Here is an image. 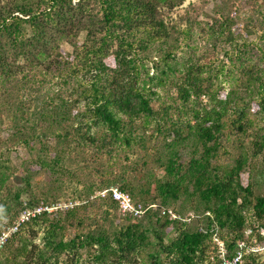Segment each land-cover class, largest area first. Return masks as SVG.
Returning a JSON list of instances; mask_svg holds the SVG:
<instances>
[{"label": "trees", "instance_id": "1", "mask_svg": "<svg viewBox=\"0 0 264 264\" xmlns=\"http://www.w3.org/2000/svg\"><path fill=\"white\" fill-rule=\"evenodd\" d=\"M182 3L0 0V105L8 96L12 119L37 115L54 133L66 125L64 143L76 140L82 150L89 148L96 164L141 154L129 167L133 177L127 171L112 177L110 171L108 180L86 190L88 199L75 210L25 224L0 250V264H221L215 236L230 255L250 228L264 242L255 229H264V196L256 195L252 178L264 174V129H257L254 119L260 115L264 121V3L258 1L244 19L247 32L258 28L261 34L241 44L237 19L228 14L211 22L185 17L183 29L170 24L162 9ZM194 30L212 48L224 39L233 49L222 52L224 59L208 58L196 45ZM174 33L183 45L179 37L172 44ZM64 43L73 48L71 54L63 52ZM180 46L189 51L180 55ZM111 55L115 66L106 61ZM149 61L154 74L144 76L142 65ZM51 83L57 88L46 92ZM229 137L238 142L236 156L223 146ZM38 138L47 158L42 164L50 167V160L55 171L66 148L56 146L55 157L48 158L49 143L42 138L49 136ZM151 163L163 174L156 175ZM245 173L247 185L241 179ZM113 184L146 208L180 206L173 213L194 217L189 223L170 220L156 209L142 219L116 222L112 199H91ZM22 194L15 195L18 206L8 226L39 204L37 194L45 197L29 192V200L21 202ZM187 208L193 212L185 215ZM256 257L247 258L256 262Z\"/></svg>", "mask_w": 264, "mask_h": 264}, {"label": "rangeland", "instance_id": "2", "mask_svg": "<svg viewBox=\"0 0 264 264\" xmlns=\"http://www.w3.org/2000/svg\"><path fill=\"white\" fill-rule=\"evenodd\" d=\"M258 1L259 3H264V0H183V3L180 7H176L172 11L162 9V12H164L166 20H168L170 24L173 26H180L182 29L185 28V17L198 19V21L202 20L205 22H211L212 18H217L221 14H228L230 17H235L237 19L238 25L234 31L236 35H238L239 44L242 43V40L251 43L256 40V37L261 34V31H259L260 29L256 28V32H254L253 26H251L250 30L253 31L247 32L245 28L246 21H244V19L252 16L251 12L255 7L254 5ZM262 8L264 9V4H262ZM182 19L184 22H181ZM84 36L85 33L79 38L78 41L80 44H83V41H85ZM177 37L180 38L179 43L183 45L184 41H182V37L178 33H174V37L171 40L172 44L175 40H177ZM193 37L195 38L196 45H198L199 49H201L200 47L205 48L208 58L224 59L222 52L224 50L230 51L234 46V44L225 43L224 39H222L219 42L221 44L218 43L216 47L212 48L211 45L200 40L202 37L200 32L197 30L193 31ZM180 47V55H183L185 52L189 51L186 50V46ZM62 48L65 55H69L73 51V48L68 45V43L62 44ZM151 57H153L155 60L159 58V56L156 55H151ZM106 61L110 66H115V60L112 55L109 56ZM152 65L153 63L150 61L142 65L144 67V76L147 73L150 75L154 74ZM56 88V83H51L46 88V92H53V90ZM158 90V92L161 94V97L165 98L166 94L162 91V89ZM171 94L174 95L175 92L172 90ZM7 98L8 96L3 98L5 100L2 102V104L4 103L5 106L0 105V231L8 226L7 224L10 223V215H13L17 210L16 206H18V203H16L15 200L16 193H23L22 198L19 200L21 202L29 200V192L37 193L42 191L45 197H43L42 194H37L39 196V203L45 201L64 202L73 200L80 202L83 205L88 199L86 190H89L91 187L94 188L101 180H108L111 177L109 173L110 171H112V177L120 175L123 171H127L126 174L128 178L134 176L135 173H133L129 167L131 166V162L140 158L141 154H138V152L134 153L133 155L131 153L128 154V158L131 160L126 159L125 155L122 154L114 157V160L116 161L111 159L108 162L106 160L107 157L105 156L106 158H102L101 161L96 164L94 158L91 157V155L94 153L91 152L89 148L86 147L85 150H82L83 148L80 145H77L76 140H73V142L69 145H67L66 142L64 143L66 139L65 134L68 133L65 132L66 125L60 126L58 130H54V133L49 131L47 125L42 122L37 115L32 114L31 117L27 116L23 121H19V119H12V116L14 115L11 110L13 105L9 104L10 100ZM56 104H58V102ZM254 119L256 120V128L264 129V121L262 120L261 116L256 115ZM75 123L76 122L70 124L75 126ZM67 129L70 131L71 127H67ZM258 131L260 132L261 130ZM57 134H60L61 138H58ZM39 135L49 136L47 139L42 138V140L49 143V145L46 147L50 149L48 158L55 157V152L57 151L56 146L62 145L64 149L66 148L62 154V162L58 167L59 169L57 168L55 171H52V164L50 163V160L48 161L50 167H48L49 165L44 166V164H42V160H47V158H45L44 153L41 152L43 144L41 146V142L38 138ZM153 144L154 142L148 143V149H151ZM237 144L238 142L234 137H229L223 146L224 148H227L226 151H230L233 156H236ZM189 145L192 148V142H190ZM188 153L191 154L192 151L190 150ZM225 157H227V155H225ZM151 158L149 157V160H151ZM150 168L158 176L163 174L162 171L158 169L159 166L155 167L151 163ZM98 172H102L101 176ZM253 176L254 177L252 178L254 180V189L256 195L264 196V174L259 175L255 172ZM241 179L244 185H247L250 181L248 173L242 174ZM27 182H31L34 190H27ZM119 186V184H113L111 187ZM97 192L100 191H95L91 196V199H99L96 197ZM41 197L44 199H40ZM135 202L138 204L141 203L139 200ZM155 205L157 206V210L161 206L159 203H156ZM174 207L163 206L159 210L162 211L163 209L167 208L175 212V209L179 210L180 208V206H176V208ZM190 212L193 211L190 208H187L184 214L186 215ZM116 215V222L124 221L126 220V217H128L122 215L119 210L116 212ZM256 229H259V227H256ZM69 235L71 236L72 233H69ZM247 235L248 234L246 233V236ZM252 238L257 239L260 243H264L263 241H259L258 237L256 236V231L252 235ZM37 243L39 242L37 241ZM256 258V262L246 258L245 264H264V251L262 253H257Z\"/></svg>", "mask_w": 264, "mask_h": 264}, {"label": "built area", "instance_id": "3", "mask_svg": "<svg viewBox=\"0 0 264 264\" xmlns=\"http://www.w3.org/2000/svg\"><path fill=\"white\" fill-rule=\"evenodd\" d=\"M96 197L104 200L112 199V201L118 205L119 212L122 215L129 216L131 218L142 219L147 211L157 209L156 205H151L146 208L144 205L138 204L134 201L131 194L122 190L120 187H111L97 192ZM81 205L82 204L80 202L68 200L64 202H40L35 207L26 208L22 211L20 216H18L16 220H14L10 226H7L0 234V250L3 249L8 242L20 232L21 228L25 224L33 219L39 218L43 215L52 216L65 211H72ZM162 215H169L170 220L179 219L188 223L191 222L194 217V214L190 213L187 217L181 218L169 209H163ZM258 231H260L261 236L264 235V229L259 227V229H257V232ZM254 232L255 231L252 228L246 231L248 235L244 240H241L238 243L239 250L233 255L229 254L226 243L218 236H215L214 243L216 245L221 264H245V260L248 256H257V253H262L264 251V243H260L257 239L252 238Z\"/></svg>", "mask_w": 264, "mask_h": 264}]
</instances>
